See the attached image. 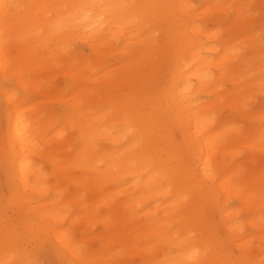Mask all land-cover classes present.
<instances>
[{
    "label": "bare ground",
    "instance_id": "6f19581e",
    "mask_svg": "<svg viewBox=\"0 0 264 264\" xmlns=\"http://www.w3.org/2000/svg\"><path fill=\"white\" fill-rule=\"evenodd\" d=\"M254 1L0 0V264H264ZM61 64L56 114L26 91Z\"/></svg>",
    "mask_w": 264,
    "mask_h": 264
},
{
    "label": "rangeland",
    "instance_id": "374dc122",
    "mask_svg": "<svg viewBox=\"0 0 264 264\" xmlns=\"http://www.w3.org/2000/svg\"><path fill=\"white\" fill-rule=\"evenodd\" d=\"M197 1V0H195ZM193 0V3L195 4V2ZM261 0L259 1H254V7L257 8L259 10V12L261 13L259 16L260 22L264 27V3H260ZM77 53L76 55L79 56V60L80 61H87L89 59H92L94 56L93 54L90 52L88 44L83 41V40H77L74 44V51H69V55L70 57L74 54ZM118 58V59H117ZM122 60H120L119 57L116 56H107L103 59V63L104 66L103 68H101L98 76L105 74V73H109L111 75H115L118 73V68L120 66V62ZM70 64V62L68 63V65ZM67 65V64H66ZM65 64H61V65H56L55 67H52L54 69L53 72L50 73L49 76V80L51 83V91L53 94L56 93V91H61L60 93H57L54 96H46L49 99H44V96H39L34 94L31 91H26L27 96L30 97V99L37 101V103L41 104L42 106H48L49 108H51L56 114H60L64 111H68L67 110V105H66V100L68 97V93H69V87H68V83H69V76L70 74H66V70H67V66ZM14 92L16 95V98H21L23 93L25 92L23 89L15 87L14 86ZM63 94L60 95V94ZM44 97V98H42ZM253 105V107H252ZM6 108H8L7 104L4 103L2 100H0V133L3 131V126L1 125V116L2 113L6 110ZM248 108H253L256 110H263L264 109V99L263 97L257 95L254 99L253 102L250 103V105L248 106ZM242 124V122H240ZM245 125H250L252 126L253 130H257L259 127L256 123H249L248 121H244ZM175 138L179 141V135H176ZM244 154H246V151H243ZM262 153V152H261ZM7 192L6 186L4 184V180L2 178H0V195H5ZM39 264H57L56 260L54 259V257L49 254V253H45L44 255H42L39 259Z\"/></svg>",
    "mask_w": 264,
    "mask_h": 264
},
{
    "label": "snow or ice",
    "instance_id": "6c2138e0",
    "mask_svg": "<svg viewBox=\"0 0 264 264\" xmlns=\"http://www.w3.org/2000/svg\"><path fill=\"white\" fill-rule=\"evenodd\" d=\"M13 7H16L14 5H10V4H0V8L4 9V19H5V23L8 22L9 19V10Z\"/></svg>",
    "mask_w": 264,
    "mask_h": 264
}]
</instances>
